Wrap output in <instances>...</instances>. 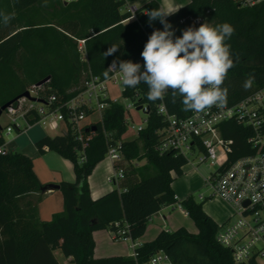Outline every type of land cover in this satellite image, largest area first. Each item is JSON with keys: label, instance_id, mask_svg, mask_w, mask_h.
Segmentation results:
<instances>
[{"label": "trees", "instance_id": "obj_1", "mask_svg": "<svg viewBox=\"0 0 264 264\" xmlns=\"http://www.w3.org/2000/svg\"><path fill=\"white\" fill-rule=\"evenodd\" d=\"M123 4L124 0H0V12L11 17L7 24L0 17V107L8 102L14 105L30 86L36 87L46 77L48 80L37 87L39 93L55 95L62 102L77 93L84 71L104 78L113 60L143 63L140 53L150 34L163 29L159 20L149 25L145 13L161 8L160 3L145 1L134 19L128 18L130 13L122 9ZM167 20L176 36L189 26L198 28L205 20L234 27V34L226 41L234 59L222 85L228 89L226 104L264 87V1L239 6L232 0H188ZM78 39H84L86 61L80 59ZM112 46L119 49L105 57ZM249 77L254 78L253 83L245 89L243 84ZM147 92L143 83L136 88L123 86V96L148 108L147 123L134 139L121 138L127 130L123 106L110 103L103 110L102 122L82 129L84 135L91 134L83 160L70 125L65 134L43 135L35 141L39 152L46 146L73 163V181L58 183L63 208L49 220L38 217V203L45 191L32 159L20 150L0 155V264H59L56 249L72 264H137L159 249L167 254L169 264H258L255 260L233 261L230 249L215 240L219 224L204 211L203 200L196 201L191 195L178 202L192 219L195 232L183 226L160 229L152 239L137 244L135 257L93 255L94 230L112 231L125 223L136 240L153 213L177 201L172 181L183 173L187 159L154 149L156 131L165 124L156 108L163 102L170 113L183 115L187 111L179 95L175 102L171 93L163 101L152 102ZM252 133L251 128L234 121L223 123V136L233 141L229 160L255 151L247 140ZM117 140L127 161L145 162L124 165L118 185L92 198L87 177L104 158L108 144ZM3 143L0 136V145Z\"/></svg>", "mask_w": 264, "mask_h": 264}, {"label": "built area", "instance_id": "obj_2", "mask_svg": "<svg viewBox=\"0 0 264 264\" xmlns=\"http://www.w3.org/2000/svg\"><path fill=\"white\" fill-rule=\"evenodd\" d=\"M232 1L239 6H252L264 0ZM122 9L130 13L128 18H136L138 5L124 0ZM77 50L80 59L86 61L84 39L77 40ZM109 82L121 85L122 92L123 85L119 73L109 71L107 77L101 78L92 74L90 70L84 71L77 93L62 102H58L55 95H41L38 86H30L27 89L29 97L21 96L14 105L10 104L4 109L9 118L5 126L6 133H10L13 128L21 131L35 123H40L47 129L58 131L57 134H65L70 125L81 145L79 159L83 160L84 148L91 137V134L84 135L83 127L102 122L103 110L110 103H120L109 95ZM121 105L124 110V123L128 126L131 117L126 114L132 106L136 109L138 105L134 100L132 104L121 103ZM140 106L146 118L143 124L136 127L131 125V128H135L136 134L147 123L148 108L145 104ZM156 110L165 124L156 131L157 142L154 149L159 153L179 154L185 157L187 162L190 161V156L200 152L198 163H206L211 168L209 175L204 178V185H209L211 188L210 196H216L229 206L227 221L219 224L215 233L216 242L230 249L234 262L246 263L255 260L260 264V260L264 259V152L262 151L264 148V87L234 104L213 106L201 113L193 111H187L183 115L170 113L163 102L157 105ZM95 113L96 118L86 121ZM232 121L251 128L253 133L247 140L255 151L229 160L233 141L223 136V123ZM105 135L106 138L111 139L109 133ZM108 145L105 156L111 162V171L106 176V181L117 186L124 175V163L128 161L119 148L120 140ZM44 150H47L46 146ZM6 152L3 145H0V155ZM132 161L129 162L133 164ZM194 167L196 168V165ZM206 197L203 194L198 195L199 200H204ZM175 198L177 199L176 196ZM178 201L177 199L175 203L183 213L187 214ZM114 224L119 226L117 221ZM111 232L113 241L127 243L131 249L130 256L135 257L137 243L131 238L128 226L124 223L123 227ZM137 264H169V258L163 250L159 249L153 252L147 261Z\"/></svg>", "mask_w": 264, "mask_h": 264}, {"label": "clouds", "instance_id": "obj_3", "mask_svg": "<svg viewBox=\"0 0 264 264\" xmlns=\"http://www.w3.org/2000/svg\"><path fill=\"white\" fill-rule=\"evenodd\" d=\"M179 9L161 7L147 11L149 25L159 20L163 29H154L150 34L140 53L143 65L131 60H113L104 75L107 77L109 71L119 73L126 88L146 84L147 98L152 102L163 101L169 93L175 102L179 95L184 111L201 113L213 106L222 107L228 94V89L222 85L228 71L234 67L226 41L235 29L227 22L213 25L205 20L198 28L189 26L182 30V35L176 36L167 17ZM0 17L5 24L11 19L4 12H0ZM118 49L110 47L105 57ZM253 79H246L243 87H251Z\"/></svg>", "mask_w": 264, "mask_h": 264}, {"label": "rangeland", "instance_id": "obj_4", "mask_svg": "<svg viewBox=\"0 0 264 264\" xmlns=\"http://www.w3.org/2000/svg\"><path fill=\"white\" fill-rule=\"evenodd\" d=\"M127 3L136 4L139 0H125ZM121 85L112 84L109 82L108 91L109 95L112 98L118 100V102L122 104H132L133 99L130 97H125L121 92ZM127 116H130L129 123L127 126L126 132L122 135V139H134L137 137L135 132V128H131L133 124L136 127L139 124H143V120L146 118V114L142 110L135 109L134 106L129 109ZM97 114H93L86 119V121L96 118ZM9 122L8 115L5 111H3L0 115V133L3 135L5 139V149L6 151L10 150H20L24 154L28 155L32 159V163L39 174L42 177H46L51 171H59V172H73V163L70 159L63 157L58 152L54 150H48L47 152H39L37 147L35 146V141L43 135H56L58 131L47 129L40 123L33 124L30 128L23 129L21 131H17L13 128L10 133H6L5 126ZM21 122V121H20ZM201 156L200 152L194 153L189 157V162H187L183 167V173L180 176H175L172 181V187L175 188L176 194L178 195L180 192H186L185 194H190L196 201H200L198 199L199 194H203L206 196L211 195V188L209 185H204V178L207 177L211 171L206 163H198V158ZM140 161L145 162L144 159ZM131 162H125L124 165H128ZM196 165V168L194 165ZM141 165V164H137ZM111 171V162L107 156L96 164L94 169L90 174L93 175L94 179L97 182L104 184L107 186L106 188L112 189L114 187L113 184L108 183L105 180V176L109 174ZM74 173V172H73ZM72 177L71 180H73ZM70 180V181H71ZM173 188V189H174ZM61 194L59 190L53 194V196H47L41 201V207L39 212V219L49 220L51 218V214H49V210H51V203L55 204L59 201L60 209L63 208V204H61ZM50 197V198H49ZM205 205L212 203V207H218V209L224 213L228 214L229 211L227 207H225L221 202L216 199V196H211L209 199L203 200ZM59 210V209H58ZM62 210V209H61ZM60 210V211H61ZM172 213V217L174 222H176L177 226H183L187 230L195 232L196 228L191 218L185 216L183 217L182 211L180 212V207H178L177 203H175L173 208L168 209ZM47 212V213H46ZM58 212V211H56ZM227 216V218H228ZM155 220L148 221L147 225H152ZM146 230V229H145ZM145 235H148L149 232H145ZM143 233V234H144ZM108 244L111 245L116 250H125L127 243L122 241H113L108 240ZM131 249H129L130 251ZM58 253V252H57ZM260 264H264V259L260 260Z\"/></svg>", "mask_w": 264, "mask_h": 264}, {"label": "crops", "instance_id": "obj_5", "mask_svg": "<svg viewBox=\"0 0 264 264\" xmlns=\"http://www.w3.org/2000/svg\"><path fill=\"white\" fill-rule=\"evenodd\" d=\"M147 0H139V2L137 3V5H141L142 3H144ZM160 3V6L163 8H167V7H178L180 8L182 5H184L188 0H158ZM31 127V126H30ZM29 127V128H30ZM0 136H2L4 143H3V147L5 149V139L3 137V135L0 133ZM6 150V149H5ZM47 150H44V152H47ZM133 164L137 165V164H143V161H138V160H133L132 161ZM33 169L34 172L36 173L37 177L39 178L40 182L43 184L46 183H52V184H58L60 181H70L72 179V177H74V173L73 172H59V171H51L48 175H46V177H42L41 174H39V172L36 171L34 164H33ZM108 175V174H107ZM106 175V176H107ZM106 176H105V180H106ZM73 181V180H71ZM87 181H88V185H89V189H90V194L92 198H97L100 195L104 194L105 192L109 191L110 188H106L107 186H105L104 184H101L99 182L96 181V179H94L93 175L90 174L87 177ZM174 188V187H172ZM175 196L177 197L178 200H180L181 198L190 195V194H185L186 192H180L178 195L176 194L175 188L173 189ZM58 191L57 189H51V190H46L41 198V201L44 198H47V196H53V194H55V192ZM60 192V191H59ZM61 194V192H60ZM49 197V198H50ZM211 196H207L204 200L209 199ZM216 199L221 202L225 207H227L228 211H230L229 206L224 203L223 201H221L219 198L216 197ZM61 200V204H62V196L60 198ZM41 201L38 203V217H39V212H40V207H41ZM210 204L205 205L204 203L202 204V207L204 209V211L209 214L218 224L224 223L227 221V216L228 214H224L222 213L218 207H212ZM59 201L57 203L53 204L51 203V210H49V214H53L56 211H60V206H59ZM174 205H167V206H163L160 210H158L157 212L153 213L149 218L148 221H153L155 220L154 223H152V225H147L146 226V230L145 232H149L148 235H145L146 233H144L141 237L137 238L135 240V242L137 244H141L144 241L150 240L152 239L156 233L160 230V229H167V230H172L177 228V224L176 222H174L173 217H172V213L168 210L169 208H173ZM59 209V210H58ZM181 212V210H180ZM47 213V212H46ZM182 216L185 217L188 215L182 212ZM43 219V218H41ZM112 232L110 229L108 228H104V229H100V230H94L92 232V237L94 240V251H93V255L95 257H100V256H108V255H130V251H129V247L128 245H125L126 249L125 250H116L115 248H113L111 245L108 244V240L110 238V240L112 239ZM58 252V253H57ZM54 255L57 258L59 264H72L69 259H66L62 256L61 252L56 249L54 250Z\"/></svg>", "mask_w": 264, "mask_h": 264}, {"label": "water", "instance_id": "obj_6", "mask_svg": "<svg viewBox=\"0 0 264 264\" xmlns=\"http://www.w3.org/2000/svg\"><path fill=\"white\" fill-rule=\"evenodd\" d=\"M47 80H48V77L42 79L41 81H39V82L37 83V86L42 85V84L45 83ZM22 96L29 97L28 92L25 91V92L23 93ZM10 104H11V103L8 102V103H6V104H4V105H2V106L0 107V115H1V113L4 111V109H6ZM140 108H141L140 105L136 106V109H137V110L140 109ZM95 128H96V127L93 126L91 129H92V130H95ZM42 188H43L44 191H46V190H51V189H57V188H58V184L46 183V184L43 185Z\"/></svg>", "mask_w": 264, "mask_h": 264}]
</instances>
